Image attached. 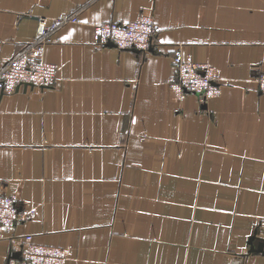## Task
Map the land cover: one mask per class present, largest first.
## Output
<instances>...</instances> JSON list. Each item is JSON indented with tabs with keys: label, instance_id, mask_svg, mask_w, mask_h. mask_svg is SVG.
Here are the masks:
<instances>
[{
	"label": "crops",
	"instance_id": "obj_1",
	"mask_svg": "<svg viewBox=\"0 0 264 264\" xmlns=\"http://www.w3.org/2000/svg\"><path fill=\"white\" fill-rule=\"evenodd\" d=\"M49 87L0 91V193L32 213L0 236L64 249L63 264H264V0H0V64L38 17ZM150 15L146 52L95 42L92 22ZM178 50L221 91L178 99Z\"/></svg>",
	"mask_w": 264,
	"mask_h": 264
},
{
	"label": "built area",
	"instance_id": "obj_2",
	"mask_svg": "<svg viewBox=\"0 0 264 264\" xmlns=\"http://www.w3.org/2000/svg\"><path fill=\"white\" fill-rule=\"evenodd\" d=\"M77 13L63 14L48 21L38 17L35 37L22 45L11 57L0 64V91L12 93L20 87H49L53 84L56 66L45 61L43 51L49 34L59 25L77 21ZM95 43L104 46L107 42L119 49H138L146 52L157 38L158 27L150 15L140 14L127 22H92ZM174 71L168 83L178 99L187 93L195 94L201 102L218 95L221 91L216 69L205 62H197L190 55L176 50L172 56ZM256 89L264 91V71L252 76ZM32 213V209H21L15 194L0 193V236L10 232L16 223ZM21 245L17 256L10 255L7 264H63L64 249L58 246L39 244L32 235L20 236Z\"/></svg>",
	"mask_w": 264,
	"mask_h": 264
},
{
	"label": "water",
	"instance_id": "obj_3",
	"mask_svg": "<svg viewBox=\"0 0 264 264\" xmlns=\"http://www.w3.org/2000/svg\"><path fill=\"white\" fill-rule=\"evenodd\" d=\"M106 45H113V43H111V42H107ZM133 50L137 51V49H133ZM24 87H26V85H24ZM14 256H17V255H14Z\"/></svg>",
	"mask_w": 264,
	"mask_h": 264
}]
</instances>
